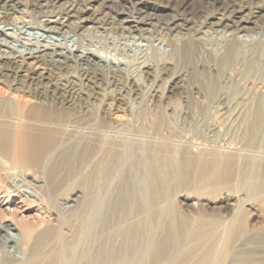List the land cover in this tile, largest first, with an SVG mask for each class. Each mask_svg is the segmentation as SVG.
Listing matches in <instances>:
<instances>
[{
  "label": "bare ground",
  "instance_id": "bare-ground-1",
  "mask_svg": "<svg viewBox=\"0 0 264 264\" xmlns=\"http://www.w3.org/2000/svg\"><path fill=\"white\" fill-rule=\"evenodd\" d=\"M166 1L182 11L145 10L149 0H0V23L26 3L48 32L87 36L70 19L81 16L145 41L123 58L101 55L82 38L11 51L9 28L0 26L7 87L0 90V164L19 201L36 203L52 220L30 227L0 217V264H264V235L243 215L254 207L251 197L264 193V173L244 182L246 198L217 200L196 187L174 205L173 182L188 183L197 171L208 184L227 180L228 162L150 154L151 140L123 127L133 123L125 113L133 108L213 109L221 120L210 131L222 140L240 111L241 123L264 121V0ZM195 4L202 13H183ZM67 124L75 131L66 132ZM79 159L94 173L80 203L78 193L64 191L65 170ZM123 175L115 196L111 184ZM205 182L199 185L210 188Z\"/></svg>",
  "mask_w": 264,
  "mask_h": 264
},
{
  "label": "rangeland",
  "instance_id": "rangeland-1",
  "mask_svg": "<svg viewBox=\"0 0 264 264\" xmlns=\"http://www.w3.org/2000/svg\"><path fill=\"white\" fill-rule=\"evenodd\" d=\"M166 3V0H149V8L145 10L157 11L158 13L166 12L168 9L170 10L173 8L182 11L179 2L170 1ZM174 4L176 6H174ZM30 10L28 4L23 3L19 7V12L13 14L14 18L8 19L7 23L5 22L6 26L5 23H0V26L3 25L9 28V35L5 39L7 45L9 47L11 46V51L21 50V46L24 43H49L50 39L51 42L56 40L72 41L76 39L80 41L82 38V41L88 43L90 47L92 46L91 48L94 49V51L101 55L110 58H123L124 55L130 54L136 56L141 49V45L145 43L143 39L139 38V35H137L138 33L130 35L125 33L122 35L115 30L103 29L102 26L99 25L100 23L91 21L86 22L82 20L81 16L71 17L70 19L75 21L76 24L79 23L82 25L84 27L82 28L88 31L87 36L78 35L77 32H73V30H69L68 33L63 34L64 36L62 33L48 32L40 25V18L38 19ZM192 12L200 14L202 10H200L198 4H195L186 8L183 13L191 14ZM73 13L77 16L76 12ZM101 15L102 12H99L98 16ZM116 16L120 18V16L122 17L123 15L117 14ZM23 24L25 26H23ZM144 27H148V29L151 30L153 29L151 25H144ZM155 42L154 44L156 45L157 42ZM169 67L167 73L174 69V66ZM177 67L178 69H182L181 64ZM189 86H194L193 82L188 81V87ZM0 90H7V87L0 83ZM125 113L133 123L123 125V127L127 130L138 131L141 135L145 136L146 140H151L149 141V143H151L149 149L150 154H160L162 157L166 158L174 156L181 158L188 155V157L195 162H206L212 159L228 162L230 178L227 180L223 178L217 180L216 178V183L208 184L204 179H198L199 172L197 171L188 183L178 185L176 182H173L171 187L173 191L170 196L174 205H182L184 200L182 194L184 192L195 194L196 187L203 188L205 193L210 192V197H215L217 200L222 199V197L230 196H224L226 193L246 198L244 195L247 194V191L244 182L249 180L252 176L255 177L256 172H258L257 176H260L259 179L257 178L258 181L260 182L262 180L261 174L264 173V121L262 118L259 120V118L256 117L241 123L240 120L243 111H240L238 117L234 116V118L230 120H234V122L226 131L225 140H222L219 134L210 131L211 124L221 120V118L218 120L217 111L213 109L199 107H182L169 110L133 108L130 112ZM246 114H248L247 116L249 117L251 112H246ZM252 116H254V113ZM97 117L96 121H99L100 118L99 116ZM79 118L84 121L90 119V117L87 116L86 118ZM67 125H69V127L65 128L66 132L75 131V129H71V124ZM254 129L256 130L254 131ZM94 135L96 134L94 133ZM189 141H192V143H188ZM185 149H187L189 153L181 154ZM175 150H178L179 154H172V151L174 152ZM81 164V160L79 159L73 166L67 167L65 170L68 172V180L64 183L65 194L68 196L73 192L78 193V203L84 199L88 191V185H91L94 175L91 168H85L81 166ZM2 168L3 166L0 164V217H11L15 219L14 222L17 225L20 223L18 226H22L23 223V226L28 224L30 227L44 225L47 222L52 223L50 217L40 212L41 209L36 203L19 201V197L11 190ZM240 169L246 174H242L245 178L244 180L241 177L242 180L240 179L238 181L236 177L240 175L237 176L236 172ZM254 171L255 173H253ZM124 178V175L117 176L112 182L111 185L115 189V196L120 192ZM199 182H205L210 188H205L204 184L199 185ZM234 182H242L244 188L239 190L234 186ZM251 198L254 207L248 209L246 206L243 215L247 219L248 224L255 228L254 230L264 235V193ZM10 199L14 200L4 202ZM187 199H190V196H188ZM218 210L224 211L222 208ZM28 232L30 233L31 230Z\"/></svg>",
  "mask_w": 264,
  "mask_h": 264
}]
</instances>
